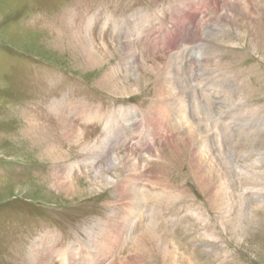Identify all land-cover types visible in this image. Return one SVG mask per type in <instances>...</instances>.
Masks as SVG:
<instances>
[{"label": "rangeland", "instance_id": "1", "mask_svg": "<svg viewBox=\"0 0 264 264\" xmlns=\"http://www.w3.org/2000/svg\"><path fill=\"white\" fill-rule=\"evenodd\" d=\"M176 75L206 110L165 134L150 113L185 107ZM75 104L131 117L107 137L68 113L77 143L54 111ZM257 113L264 0H0V264H264V124L236 120ZM201 121L204 152H173Z\"/></svg>", "mask_w": 264, "mask_h": 264}, {"label": "bare ground", "instance_id": "2", "mask_svg": "<svg viewBox=\"0 0 264 264\" xmlns=\"http://www.w3.org/2000/svg\"><path fill=\"white\" fill-rule=\"evenodd\" d=\"M76 34V33H75ZM72 36H74V35H72ZM78 37H81V36H78L77 34L75 35V38H78ZM74 40V39H73ZM77 41V40H76ZM68 44V43H67ZM70 44V43H69ZM82 46H81V51H83L84 53H85V55L84 56H87L89 59L92 57V49L90 48V45L89 46H86L85 44H81ZM68 46V45H67ZM69 46H72L71 44L69 45ZM74 47V46H73ZM75 48V47H74ZM86 49H88V51H86ZM80 51V52H81ZM73 52V51H72ZM95 52V51H94ZM83 53V54H84ZM87 58V59H88ZM88 59V60H89ZM90 62V61H89ZM89 66V65H88ZM172 76V75H171ZM175 78V81H177V79H178V81H179V83H176V85L174 84V86L176 87H174L173 86V90L175 91L176 89H178V93H177V96H178V98H180L182 101H183V103H184V106L185 107H182L181 105L180 106H174L173 104H171L174 108L172 109V111H173V113L171 114V116L169 117V115H170V112L168 113V112H166V110H165V108H164V106L165 105H163V104H165L164 103V101L168 98V97H164L165 95H167L168 94V96H172V92H169L168 91V88H166V86H165V81H163V82H161L160 83V85L157 87V89H156V92H158L157 93V96H159V97H161V95L163 96L162 98L164 99L165 98V100L164 101H162V103L163 104H161L158 108H157V106H156V108L154 107V110H155V112L153 113V112H151L150 114L152 115L153 114V116H152V120H155V121H157V122H159V124H160V126H162V127H160L159 126V128H161V129H163L164 131H165V134L167 133H169V129H168V127L167 126H169V122H167V121H169V120H171V118H173V120H180V119H182V118H180V116L181 117H183L184 116V114L185 113H187V111H188V113L190 114V111L191 110H193V109H195V110H199L198 112H200V110L203 112L204 111V109L206 110V107L204 108V106H201L200 104V100L198 99V96H197V93L196 92H193V89H191L190 90V87L188 86V84L186 83V81L185 80H180V78H179V76H178V78H177V75L176 76H174ZM174 81V82H175ZM213 82V81H212ZM170 83H172V82H170ZM181 84V85H180ZM170 85V84H169ZM171 85H173V84H171ZM210 85L211 86H214V83H210ZM173 96H175V95H173ZM176 96V97H177ZM229 96V95H228ZM227 98V97H226ZM187 99H189V100H187ZM234 99V98H233ZM167 100H169V99H167ZM186 100V101H185ZM227 100H228V98H227ZM169 102V101H168ZM191 102H192V105H191ZM159 103V102H158ZM194 103V104H193ZM166 104H167V102H166ZM168 108L170 107V106H167ZM202 107H203V109H202ZM167 108V109H168ZM193 108V109H192ZM170 109V108H169ZM153 110V109H152ZM55 113H56V116H57V119H58V121L60 122V126H62L63 128H62V134H61V136L62 137H66V139H68V140H76V142L78 143V142H80L81 140H84L83 138H85V136H84V133H82L81 134V132H80V130L77 128V127H75L74 125H72V124H70V122H69V120H68V113H72L73 115H75L76 117H78V118H81V119H87V120H91V119H97V120H100V121H104L105 122V124L109 127L108 129V136L107 137H110V135L112 134V133H116V132H118V130L122 127V124L120 123V121H125V120H128V119H130V117H131V113H130V111L129 112H124L123 113V115H122V117H120V118H115V117H110V116H106V117H103L102 115H100V113H98V112H96V111H94L93 110V108L92 107H88V106H82L81 104H75L74 106L73 105H67V106H61L60 107V105H56V107H55ZM165 111V112H164ZM156 112H158V114L156 113ZM193 112V111H192ZM149 114V113H148ZM157 114V115H156ZM258 114V113H257ZM71 115V114H70ZM159 115V116H158ZM166 115V116H165ZM232 117L233 116H229V118H231L232 119ZM102 119V120H101ZM165 119V121L167 122L166 124H164V123H162V122H164L163 120ZM252 119H255L254 121H253V123L254 124H256V125H259V124H264V116L262 115H256V114H253V116L250 118V119H246V115L245 114H243V115H241L239 118L237 117L236 118V120H238V121H240V122H243L242 124H241V126L243 125V126H247V124H249L248 122L249 121H247V120H252ZM145 119H143V121H144ZM152 120L151 119H148V122L152 125ZM172 120V121H173ZM143 121H141L138 125H140V124H142L143 125ZM154 121V122H155ZM256 121V122H255ZM146 122V121H145ZM153 122V123H154ZM174 122V121H173ZM202 122L203 121H201L200 123L198 122V123H196L195 125H194V128H193V134H191V135H187L186 137H184V136H182L181 137V135H176V137L174 138V139H171L170 141H169V144L171 145V148L173 149V152L175 151L176 153H177V155L179 154L180 155V157L182 156V155H184V156H186V154H187V152H192V149L193 150H195L194 152L195 153H197V151H198V154L199 153H202V152H204V151H202L200 148L202 147V143H198L199 142V140L200 139H202V137H205V135L204 134H206V130L204 131V130H201V125H199V124H202ZM263 122V123H262ZM148 124V123H147ZM172 124V123H171ZM136 126H137V124H136ZM211 127V126H210ZM58 128V127H57ZM146 128V127H145ZM38 129V128H37ZM61 129V128H60ZM146 130V129H145ZM58 131H59V128H58ZM204 131V132H203ZM122 132H124V131H122V129L121 130H119V133H122ZM157 132V131H156ZM208 132V131H207ZM216 132V131H215ZM222 134L224 133L223 131L221 132ZM220 133V134H221ZM208 135V134H207ZM214 135V134H213ZM170 136V135H169ZM168 136V137H169ZM215 136H216V134H215ZM60 138V137H59ZM160 138V137H159ZM164 138V137H163ZM208 140V139H207ZM222 141V140H221ZM168 144V145H169ZM87 147V146H86ZM201 150V151H200ZM93 152V151H92ZM50 153V152H49ZM94 153V152H93ZM191 154H193V153H191ZM218 154V153H217ZM223 154V153H222ZM223 157H225L226 159L224 160V161H227V165H225V166H227V168L229 169V170H231V172H233V165H232V162L230 161V157L228 156V154L227 153H225L224 152V154L222 155ZM94 157V156H93ZM221 157V156H220ZM194 158V159H193ZM192 169H193V172L194 173H196V171H199V172H204V170L202 169V167L199 165V163H198V161L199 160H201V159H199L198 157H195V156H193L192 157ZM214 159H216L215 158V156H214V158H212L211 157V160L210 161H212L213 162V164H214V166L217 168V165H218V163L219 162H215V160ZM257 161V160H256ZM211 162V163H212ZM112 163V162H111ZM225 164V163H224ZM256 164H258V163H256ZM130 165V164H129ZM212 165V164H211ZM191 166V165H190ZM213 167V166H212ZM190 168V167H189ZM214 168V167H213ZM250 168V167H249ZM255 168V167H254ZM211 168H209V166H208V169H205V172H206V174H207V176L206 177H208V178H210V177H212L211 175H212V173H213V171L211 170V173H209V170H210ZM242 169V168H241ZM243 173H244V171H245V173L247 174L248 173V171L246 172V170H245V168L243 167ZM239 172H241V170H240V168H239ZM236 173V170L234 171V175H236L235 174ZM214 175V174H213ZM230 175V174H229ZM248 175V174H247ZM204 176H205V174H204ZM210 176V177H209ZM226 176V175H225ZM213 177H215V176H213ZM223 177H224V175H223ZM136 177H134V179H135ZM237 178V177H236ZM212 179H214V178H212ZM235 179V177H233V174H232V180H234ZM136 180V179H135ZM129 181V180H128ZM130 182V181H129ZM136 182V181H135ZM126 183H127V180H126ZM134 183V182H133ZM130 186H125V189H124V191H123V188L121 189L122 190V192H125V193H127V195H129L130 197H131V199H132V201L135 203V204H137V205H139V211H142L143 209H144V201L146 202V194H145V191H143V192H141V189L140 188H137V187H134L133 188V186H132V183L131 184H129ZM207 185V184H206ZM211 186V185H210ZM62 187V186H61ZM202 187V186H201ZM227 188V187H226ZM237 188V187H236ZM241 192V191H240ZM240 194V193H239ZM129 196H127V197H129ZM160 196V198L161 197H163L164 196V194L163 195H159ZM242 196V195H241ZM239 199H240V195H239ZM124 200H126L125 198H124ZM157 200H159V199H157ZM235 203V202H234ZM241 204V203H240ZM143 206V207H142ZM239 209V208H238ZM242 210V209H241ZM239 213H243L242 211L240 212V210H238V214ZM245 213V212H244ZM237 214V215H238ZM240 214V216H242ZM239 216V217H240ZM243 217V216H242ZM132 223V222H131ZM118 225V224H117ZM225 226V225H224ZM148 231V230H147ZM126 233V232H125ZM147 234V233H146ZM139 241V240H138ZM154 241V240H153ZM137 242V241H136ZM155 243V242H154ZM46 243H45V241H42V245H45ZM40 250V249H39ZM42 250H44V249H42ZM41 251V250H40ZM39 251V252H40ZM42 252V251H41ZM41 254V253H40ZM42 257H40L39 259V262L42 260L41 259ZM46 262V261H45ZM45 262H43L42 261V263L43 264H45ZM46 264H48V262H46Z\"/></svg>", "mask_w": 264, "mask_h": 264}]
</instances>
